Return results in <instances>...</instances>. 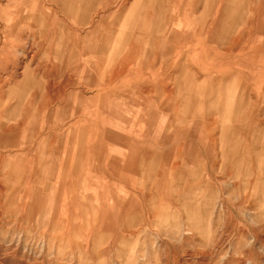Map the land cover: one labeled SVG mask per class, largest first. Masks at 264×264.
<instances>
[{"label":"rangeland","instance_id":"rangeland-1","mask_svg":"<svg viewBox=\"0 0 264 264\" xmlns=\"http://www.w3.org/2000/svg\"><path fill=\"white\" fill-rule=\"evenodd\" d=\"M236 1L168 0L162 50L139 16L144 0H0V264H264V182L245 183L244 206L226 193L220 119L208 111L219 96L243 105L246 124L263 120L264 0ZM223 4L242 17L230 40L213 36ZM109 30L114 46L100 53ZM148 153L147 170L165 160L159 197L141 174ZM192 170L208 188L202 230L176 201ZM95 212L115 222L116 244L91 229Z\"/></svg>","mask_w":264,"mask_h":264},{"label":"crops","instance_id":"crops-1","mask_svg":"<svg viewBox=\"0 0 264 264\" xmlns=\"http://www.w3.org/2000/svg\"><path fill=\"white\" fill-rule=\"evenodd\" d=\"M168 0H144V4L139 11V16L142 21L149 25V30L154 33L162 34L164 37L165 34L171 33L170 31L174 28V20L168 21L171 17L167 15V11L162 8L163 4ZM175 1V0H174ZM236 0H233V2ZM236 2H242V0H238ZM238 7L230 6L228 4L218 5L215 10V19H213V29L214 37H222L227 36L228 40H230L229 32L232 31L238 22L241 21V15H237ZM164 12V14H160L159 12ZM35 22L36 18H33ZM99 25L96 24L94 27V32H98ZM209 27V26H207ZM206 27V28H207ZM220 34V35H219ZM103 42L101 45H94L93 48L96 49L100 53H104L106 51H111L113 45V30H109V32L103 37ZM165 37L161 41H159V45L164 50ZM26 81L31 80L30 76L25 77ZM20 84H14L10 88V97H16L19 101L22 95L25 94L26 91L20 89ZM189 88L191 89L192 83ZM201 93H197V96H200ZM240 102V101H239ZM243 105L241 103H236L233 99H227L223 101L221 97H216L211 100L208 111L211 113H215L218 115L220 119V138H221V146H222V163L221 165L227 170L226 174L229 180H226L227 194L237 195L239 203L243 205V197L245 190V183H252V185L256 184L259 186L260 182H264V115L263 120H257L252 124H246L243 121L241 110ZM202 109L201 103L196 100H189L187 106L184 108V114L194 117L197 116L198 112ZM15 110V108H14ZM263 125V126H260ZM250 133V134H249ZM113 136H109L108 139L112 140ZM112 141H115L114 139ZM198 151L195 148H191V155L198 158ZM150 154L143 155L141 157V174L145 175L148 180L149 189H152L156 192L155 196L159 197L160 189L162 186V179H164L166 173L165 171L162 173V179H157V166L165 164V160L162 157L157 158L154 161L153 167L147 170V158ZM138 155L136 152L130 153L126 160V165L124 167L127 172H135L137 171ZM157 165L156 167H154ZM172 171L174 169H178L177 164H172ZM179 170V169H178ZM170 172L171 174H174ZM183 171L179 170L177 177L182 178ZM189 176L192 178V186L188 187L187 191L179 194L176 201L184 208V211L187 216L188 225L192 229L202 230L207 224V216L204 213L200 212L201 204H206L208 199H201V195L206 192L208 189L204 186L202 181L199 179L197 171H190ZM176 192H179V184H176ZM259 188V187H258ZM152 198V197H151ZM135 210L134 204H127L123 207L124 217L128 218L131 214H133ZM244 211V207H243ZM170 214L169 211L166 210V206L162 205L160 209V221L162 223V227L166 226L167 215ZM203 214V215H202ZM164 216V217H163ZM93 226H91L92 230H109L113 231L111 235H109L108 240H110L111 245L116 244L117 237L119 236L117 231V226L115 222L107 215L99 212L94 213L93 217ZM127 244V242H125Z\"/></svg>","mask_w":264,"mask_h":264},{"label":"bare ground","instance_id":"bare-ground-1","mask_svg":"<svg viewBox=\"0 0 264 264\" xmlns=\"http://www.w3.org/2000/svg\"><path fill=\"white\" fill-rule=\"evenodd\" d=\"M247 185H248V183H247ZM251 189V188H250Z\"/></svg>","mask_w":264,"mask_h":264}]
</instances>
